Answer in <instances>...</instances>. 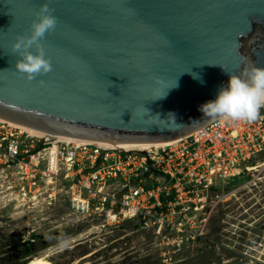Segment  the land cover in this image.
<instances>
[{
  "label": "water",
  "instance_id": "obj_1",
  "mask_svg": "<svg viewBox=\"0 0 264 264\" xmlns=\"http://www.w3.org/2000/svg\"><path fill=\"white\" fill-rule=\"evenodd\" d=\"M44 2L58 21L41 41L53 67L29 81L11 44ZM253 65L264 67V0H0V116L23 124L100 139L177 137L208 120L200 106L228 73Z\"/></svg>",
  "mask_w": 264,
  "mask_h": 264
},
{
  "label": "built area",
  "instance_id": "obj_2",
  "mask_svg": "<svg viewBox=\"0 0 264 264\" xmlns=\"http://www.w3.org/2000/svg\"><path fill=\"white\" fill-rule=\"evenodd\" d=\"M8 167L21 202L61 198L87 218H135L157 236L167 227L181 231L185 218L192 221L188 210H205L214 180L223 193L224 184L240 191L264 177V108L253 122L207 120L172 142L141 149L27 135L0 119V172Z\"/></svg>",
  "mask_w": 264,
  "mask_h": 264
},
{
  "label": "rangeland",
  "instance_id": "obj_3",
  "mask_svg": "<svg viewBox=\"0 0 264 264\" xmlns=\"http://www.w3.org/2000/svg\"><path fill=\"white\" fill-rule=\"evenodd\" d=\"M12 170L0 172V264H29L43 253L51 264H264V177L256 180L262 187L233 191L224 184L223 193L214 180L205 210H188L192 221L180 216L183 230L167 227L157 236L135 218L84 217L61 198L21 202L10 186Z\"/></svg>",
  "mask_w": 264,
  "mask_h": 264
},
{
  "label": "clouds",
  "instance_id": "obj_4",
  "mask_svg": "<svg viewBox=\"0 0 264 264\" xmlns=\"http://www.w3.org/2000/svg\"><path fill=\"white\" fill-rule=\"evenodd\" d=\"M35 16L36 19L31 22L29 33L18 35L11 44L12 51L19 57L14 62V68L29 81L52 71L51 60L46 56L41 41L45 39L46 34L55 30L58 22L54 10L47 2L40 5ZM33 48L35 51L31 50ZM220 66L224 69L222 65ZM224 71L226 72L225 69ZM228 74L227 84L219 89L216 98L200 106L204 118L217 124L255 121L260 109L264 108V67L246 66L239 74ZM194 78L199 79L198 76ZM155 79L157 84L163 83L160 77ZM39 83L44 85L45 82L41 79ZM165 95L166 91L156 95L153 100Z\"/></svg>",
  "mask_w": 264,
  "mask_h": 264
},
{
  "label": "bare ground",
  "instance_id": "obj_5",
  "mask_svg": "<svg viewBox=\"0 0 264 264\" xmlns=\"http://www.w3.org/2000/svg\"><path fill=\"white\" fill-rule=\"evenodd\" d=\"M0 119L9 122L12 125L18 126L23 132L27 135L32 136H46L48 139H75V140H85L90 142H99L102 146H115L120 149H141L153 145H159L162 143H168L174 141L177 137L167 138V139H158V140H129V139H100L90 136H84L80 134H71L64 131H53L45 128H40L37 126L27 125L15 120H11L0 116ZM50 253H43L39 255H34L30 258L29 264H51L49 259ZM28 264V262H27ZM83 264V263H82Z\"/></svg>",
  "mask_w": 264,
  "mask_h": 264
}]
</instances>
